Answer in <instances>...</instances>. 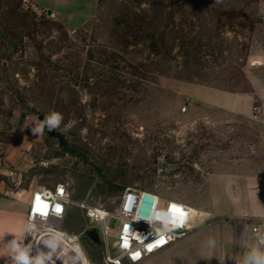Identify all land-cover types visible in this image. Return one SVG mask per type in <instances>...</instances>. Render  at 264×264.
Instances as JSON below:
<instances>
[{
    "label": "rangeland",
    "instance_id": "rangeland-1",
    "mask_svg": "<svg viewBox=\"0 0 264 264\" xmlns=\"http://www.w3.org/2000/svg\"><path fill=\"white\" fill-rule=\"evenodd\" d=\"M47 11L0 0V114L34 120L26 148L0 132L1 191L24 200L64 184L73 201L116 211L141 188L203 210V223L228 158H263L264 0H99L75 27ZM197 87L239 94L259 117L229 119L220 100H195ZM53 113L64 142L38 118ZM88 224L74 206L63 229L103 264Z\"/></svg>",
    "mask_w": 264,
    "mask_h": 264
},
{
    "label": "crops",
    "instance_id": "crops-1",
    "mask_svg": "<svg viewBox=\"0 0 264 264\" xmlns=\"http://www.w3.org/2000/svg\"><path fill=\"white\" fill-rule=\"evenodd\" d=\"M98 2L99 0H31L35 7L52 10L56 19L71 27L93 18ZM193 98L212 104L216 99L220 100L229 119L247 117L250 113L259 117L260 111L245 103L239 94H218L210 89L197 87ZM33 124L32 117L23 118L17 111L10 115L0 114V132L16 133L15 147L18 149L26 148L24 145L30 136V128H34ZM261 127L262 161L257 162L253 156L232 162L228 158V163L223 164L221 169V204H216L211 216L207 213L203 223L198 221V217L205 212L201 209L199 214L194 212L187 236L142 264H241L244 254L251 257L254 253L258 259L250 260V264H264V245L257 242L253 232L254 226L264 224V126ZM15 147L13 145L12 149ZM11 150H8L7 155ZM1 190L0 185V264H25V261L26 264H32L27 248V211L32 191L24 200H20L17 194L10 191L3 193ZM235 220L245 221L244 234L237 235ZM82 251L90 262L83 248ZM20 256L25 259H18Z\"/></svg>",
    "mask_w": 264,
    "mask_h": 264
},
{
    "label": "built area",
    "instance_id": "built-area-1",
    "mask_svg": "<svg viewBox=\"0 0 264 264\" xmlns=\"http://www.w3.org/2000/svg\"><path fill=\"white\" fill-rule=\"evenodd\" d=\"M22 1L34 6L31 0ZM74 206L85 211L88 226L98 233L105 264H142L185 238L193 219L191 205L147 189L127 188L116 211H110L73 201L64 184L37 188L32 191L27 211V248L32 264H91L86 262L79 237L63 229ZM112 218L118 222L115 229L110 226ZM32 226L41 229L30 238ZM253 232L257 242L264 245V224L254 226Z\"/></svg>",
    "mask_w": 264,
    "mask_h": 264
},
{
    "label": "water",
    "instance_id": "water-1",
    "mask_svg": "<svg viewBox=\"0 0 264 264\" xmlns=\"http://www.w3.org/2000/svg\"><path fill=\"white\" fill-rule=\"evenodd\" d=\"M47 14H48L49 16H53V12H52V10H48V11H47ZM2 35H3V34H2V32H1V29H0V36H2ZM38 118H39V120H41V122L44 124V126H47V121L45 120V118H44L43 116H39ZM47 132H48L49 135H51V136H55V137H57L61 142H64V137H63V135H62L61 132H56V131H54L53 129H50V128L47 129ZM88 237H89L90 240H91L93 243H95V244H100V243H101V240H100V238H99V235H98V233H97L95 230H92V231L88 232ZM249 257H250V256H249L248 254H244V255L242 256L241 264H246V260H247V258H249ZM248 264H250V261H248Z\"/></svg>",
    "mask_w": 264,
    "mask_h": 264
},
{
    "label": "clouds",
    "instance_id": "clouds-1",
    "mask_svg": "<svg viewBox=\"0 0 264 264\" xmlns=\"http://www.w3.org/2000/svg\"><path fill=\"white\" fill-rule=\"evenodd\" d=\"M63 117L61 114L59 113H53L51 114L50 117L47 118V123L50 129L55 128L59 125V123L62 121ZM18 259L20 260H24L25 258L23 256L18 257ZM258 257L256 256V254L254 253L253 256L247 258L246 260V264H248V261L250 260H257ZM26 264V261H25Z\"/></svg>",
    "mask_w": 264,
    "mask_h": 264
},
{
    "label": "bare ground",
    "instance_id": "bare-ground-1",
    "mask_svg": "<svg viewBox=\"0 0 264 264\" xmlns=\"http://www.w3.org/2000/svg\"><path fill=\"white\" fill-rule=\"evenodd\" d=\"M194 212H195V210L193 208V215H194ZM39 229H41V227L32 226L31 230H30V238H32L34 236V234L36 233V231L39 230ZM85 259H86V262H88V259L86 258V256H85Z\"/></svg>",
    "mask_w": 264,
    "mask_h": 264
},
{
    "label": "snow or ice",
    "instance_id": "snow-or-ice-1",
    "mask_svg": "<svg viewBox=\"0 0 264 264\" xmlns=\"http://www.w3.org/2000/svg\"><path fill=\"white\" fill-rule=\"evenodd\" d=\"M173 207H175V206H173Z\"/></svg>",
    "mask_w": 264,
    "mask_h": 264
}]
</instances>
